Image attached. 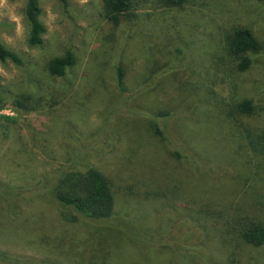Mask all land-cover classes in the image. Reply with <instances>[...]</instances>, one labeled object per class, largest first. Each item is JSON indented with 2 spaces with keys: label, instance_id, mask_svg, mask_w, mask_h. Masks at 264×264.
<instances>
[{
  "label": "rangeland",
  "instance_id": "obj_1",
  "mask_svg": "<svg viewBox=\"0 0 264 264\" xmlns=\"http://www.w3.org/2000/svg\"><path fill=\"white\" fill-rule=\"evenodd\" d=\"M25 2L0 0V41L21 60L0 61V264H264L243 238L264 226V52L238 70L225 42L246 26L264 45V0H131L118 24L104 0H38L33 46ZM89 166L113 214L68 221L41 187Z\"/></svg>",
  "mask_w": 264,
  "mask_h": 264
},
{
  "label": "trees",
  "instance_id": "obj_2",
  "mask_svg": "<svg viewBox=\"0 0 264 264\" xmlns=\"http://www.w3.org/2000/svg\"><path fill=\"white\" fill-rule=\"evenodd\" d=\"M185 0H164L167 5L180 6ZM131 0H104V11L107 19L113 24H118L123 16H129L131 11ZM40 6L38 0H26L24 15L28 22L29 45H41L45 26L39 19ZM226 49L230 56L236 58L238 70H246L250 67L252 53L264 52V45L256 38L250 28L236 26L232 28L225 37ZM10 60L16 64L21 63L18 55L8 49L0 41V61ZM73 55L70 50L61 56L51 58L47 63L50 74L62 76L67 67L73 63ZM123 73L121 68L117 69V84L121 85ZM17 99L15 103L23 105V100ZM240 113L250 114L253 111L251 100L245 99L237 104ZM162 115H167L163 113ZM8 118V117H5ZM155 133L163 136L161 129L155 125ZM47 191L63 207L70 208L72 212H63V217L75 222L79 217L94 221H105L109 219L114 210V195L109 178L95 167H86L84 170L68 169L60 172L49 186L41 187ZM243 238L255 246L264 244V226L260 224L251 225L243 234ZM23 264H32L23 262Z\"/></svg>",
  "mask_w": 264,
  "mask_h": 264
}]
</instances>
